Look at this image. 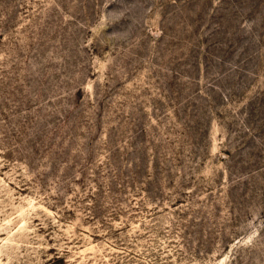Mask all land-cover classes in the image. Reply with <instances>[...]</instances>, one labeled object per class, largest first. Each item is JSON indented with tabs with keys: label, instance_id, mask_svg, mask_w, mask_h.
Segmentation results:
<instances>
[{
	"label": "rangeland",
	"instance_id": "374dc122",
	"mask_svg": "<svg viewBox=\"0 0 264 264\" xmlns=\"http://www.w3.org/2000/svg\"><path fill=\"white\" fill-rule=\"evenodd\" d=\"M0 264H264V0H0Z\"/></svg>",
	"mask_w": 264,
	"mask_h": 264
}]
</instances>
